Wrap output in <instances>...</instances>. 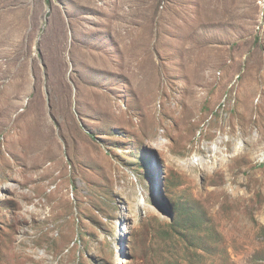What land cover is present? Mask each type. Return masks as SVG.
<instances>
[{
	"label": "rangeland",
	"instance_id": "1",
	"mask_svg": "<svg viewBox=\"0 0 264 264\" xmlns=\"http://www.w3.org/2000/svg\"><path fill=\"white\" fill-rule=\"evenodd\" d=\"M0 103L18 262L264 264V0H0Z\"/></svg>",
	"mask_w": 264,
	"mask_h": 264
},
{
	"label": "bare ground",
	"instance_id": "2",
	"mask_svg": "<svg viewBox=\"0 0 264 264\" xmlns=\"http://www.w3.org/2000/svg\"><path fill=\"white\" fill-rule=\"evenodd\" d=\"M83 7L84 10L93 11L92 8L89 6L88 2L83 3ZM188 40H191V38H188ZM190 48H191L190 45L184 48L183 53L185 55V58H183V60L185 62H191V61L194 62L195 60H197V64H198L200 59L206 60L205 56H201L200 53L194 56L195 52L191 51ZM193 69H195L194 66ZM192 81L198 82L201 85H206L208 84L209 81L211 82L210 72L209 71L205 72V75L202 77L194 76L192 77ZM191 87H193L192 88L193 93H198V89L196 88V86H191ZM1 110H4L3 106H0V111ZM193 126L194 123L190 121V114H188L184 118V122H183V129L185 134L182 140H184L185 142L190 139V133ZM26 151H28V148H26ZM30 212H31V208H27V210H25V213H30ZM31 242L32 241L28 240L27 237L21 241L16 242L14 235H11L9 239L8 238L5 239L4 237L0 236V264H23V262H18L17 260L18 255L21 253L20 245L23 248L26 244H32ZM6 251H8V253H5Z\"/></svg>",
	"mask_w": 264,
	"mask_h": 264
}]
</instances>
